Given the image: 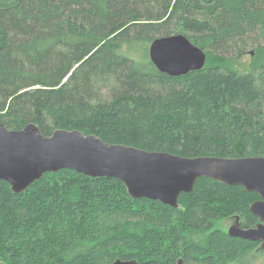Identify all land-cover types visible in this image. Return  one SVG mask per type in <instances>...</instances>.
<instances>
[{"label": "trees", "instance_id": "trees-1", "mask_svg": "<svg viewBox=\"0 0 264 264\" xmlns=\"http://www.w3.org/2000/svg\"><path fill=\"white\" fill-rule=\"evenodd\" d=\"M172 34L206 53L201 69L155 68L148 46ZM251 51L250 71L230 66ZM0 121L186 157L264 155V0H0ZM256 198L206 177L175 208L67 168L22 193L0 180V264H245L257 242L213 226L230 212L253 226Z\"/></svg>", "mask_w": 264, "mask_h": 264}, {"label": "water", "instance_id": "water-1", "mask_svg": "<svg viewBox=\"0 0 264 264\" xmlns=\"http://www.w3.org/2000/svg\"><path fill=\"white\" fill-rule=\"evenodd\" d=\"M148 57L158 71L170 76L199 70L206 61V53L183 34L154 38ZM63 168L92 178H116L130 198L158 200L174 208L179 194L191 192L198 178L240 185L258 195L248 206L257 222L244 228L236 216L227 235L258 242V247L264 248V155L186 157L108 143L76 128H57L44 135L33 122L9 129L0 121V180L10 185L13 193H22L45 172ZM136 263L117 258L111 264ZM175 264L184 262L178 258Z\"/></svg>", "mask_w": 264, "mask_h": 264}, {"label": "rangeland", "instance_id": "rangeland-1", "mask_svg": "<svg viewBox=\"0 0 264 264\" xmlns=\"http://www.w3.org/2000/svg\"><path fill=\"white\" fill-rule=\"evenodd\" d=\"M252 60L253 54L247 52L243 55L230 58L228 62L230 66L237 71L245 73L251 70ZM236 216H238V219H240L236 212L218 214L213 229L226 233L229 226L234 222ZM258 248L259 247L256 246L254 248L247 249L239 260H242V262L245 264H264V251H258Z\"/></svg>", "mask_w": 264, "mask_h": 264}, {"label": "flooded vegetation", "instance_id": "flooded-vegetation-1", "mask_svg": "<svg viewBox=\"0 0 264 264\" xmlns=\"http://www.w3.org/2000/svg\"><path fill=\"white\" fill-rule=\"evenodd\" d=\"M239 218H240V217H239ZM239 220H240V219H239ZM239 223H240V226H241V221H239ZM255 224H256V223H255ZM255 224H254V225H255ZM254 225H253V226H254ZM250 227H251V226H250ZM244 228H248V227H244ZM226 234H227V231H226ZM258 244H259V243L257 242V246H258Z\"/></svg>", "mask_w": 264, "mask_h": 264}]
</instances>
